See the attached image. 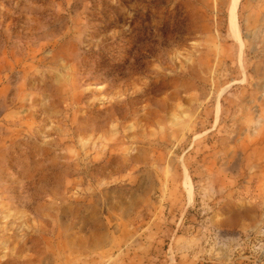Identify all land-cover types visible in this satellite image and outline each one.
Instances as JSON below:
<instances>
[{
	"label": "rangeland",
	"instance_id": "obj_1",
	"mask_svg": "<svg viewBox=\"0 0 264 264\" xmlns=\"http://www.w3.org/2000/svg\"><path fill=\"white\" fill-rule=\"evenodd\" d=\"M0 264H264V0H0Z\"/></svg>",
	"mask_w": 264,
	"mask_h": 264
},
{
	"label": "bare ground",
	"instance_id": "obj_2",
	"mask_svg": "<svg viewBox=\"0 0 264 264\" xmlns=\"http://www.w3.org/2000/svg\"><path fill=\"white\" fill-rule=\"evenodd\" d=\"M236 4L233 6L232 11H231V17H230V23H231V28L235 31V21H234V10H235Z\"/></svg>",
	"mask_w": 264,
	"mask_h": 264
}]
</instances>
